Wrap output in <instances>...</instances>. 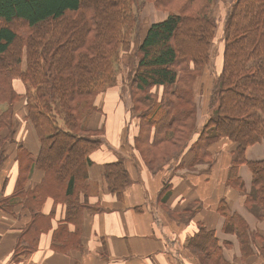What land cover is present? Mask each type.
Wrapping results in <instances>:
<instances>
[{"label":"trees","instance_id":"trees-1","mask_svg":"<svg viewBox=\"0 0 264 264\" xmlns=\"http://www.w3.org/2000/svg\"><path fill=\"white\" fill-rule=\"evenodd\" d=\"M146 1L167 16L150 23L129 76L132 91L142 93L136 97L133 91L134 109L143 107L136 136L142 159L159 170L199 131L190 146L192 161H209L211 144L229 138L237 146L232 166L247 163L253 172L246 201L264 210V160L249 161L244 154L248 145L264 140V0H232L227 10L223 68L211 91V115L200 130L196 95L212 56L218 0ZM141 11V0H0V169L9 159V144L15 145L20 168L14 192H0V208L15 213L21 203L32 218L18 238L16 254L32 251L39 234L50 228L51 217L41 210L48 197L66 207L54 238L59 228L75 225L74 232L58 237L63 247L80 246L84 212L102 209L89 203L94 191L89 168L92 151L102 143L94 135L103 129L89 127V121L100 110L98 96L119 85L122 54L132 50L142 28ZM18 23L26 25L22 33ZM16 42L18 56L12 50ZM16 79L24 83V93L16 89ZM22 99L25 114L18 118ZM25 121L40 141L36 156L18 140ZM34 167L44 176L27 187ZM104 180L119 199L132 182L121 159L105 164ZM220 209L242 246L249 242L247 221L231 215L223 203ZM189 245L203 264H229L206 226Z\"/></svg>","mask_w":264,"mask_h":264},{"label":"crops","instance_id":"crops-1","mask_svg":"<svg viewBox=\"0 0 264 264\" xmlns=\"http://www.w3.org/2000/svg\"><path fill=\"white\" fill-rule=\"evenodd\" d=\"M159 14V19L152 22L167 16L165 12ZM216 65L220 73L222 53L216 58ZM207 77L205 73L201 80L203 88ZM15 87L20 93L25 92L20 79H16ZM121 89L116 85L101 93L96 102L100 110L89 121V127L104 132L100 148L91 153L93 163L89 168L94 184L89 203L102 209L84 212L78 236L80 246L63 247L58 238L65 237L67 231L74 232L72 223L67 224V231L59 228L58 237L54 238L55 229L64 223L66 207L48 197L41 210L50 215V228L39 234L32 251L16 254L18 238L32 219L20 203L14 207L15 213L0 208V264H203L189 245L201 225L213 231L229 264H264V210L246 201L253 189V172L247 163L232 166L236 143L222 137L209 147V161L195 163L190 147L184 148L161 169L153 170L134 146L139 124L132 123L129 116L126 118L128 108L121 101ZM199 92L198 88V103ZM209 113L206 103L199 107L198 125ZM28 127L23 122L18 140L36 156L40 141L34 129ZM10 149V157L0 170L2 195L14 192L20 170L15 145ZM244 154L249 161L264 160V140L248 145ZM118 159L124 161L132 178L122 199L108 191L104 180L105 164ZM43 176L44 171L34 167L27 187H33ZM222 203L231 215L237 213L247 221L249 242L245 245L227 225L220 209Z\"/></svg>","mask_w":264,"mask_h":264},{"label":"rangeland","instance_id":"rangeland-1","mask_svg":"<svg viewBox=\"0 0 264 264\" xmlns=\"http://www.w3.org/2000/svg\"><path fill=\"white\" fill-rule=\"evenodd\" d=\"M231 3H232V0H225V1L218 0L216 5H215V13H216L217 18H218V29H217V33H216L213 48H212V56L210 59V63H209V66L206 67L207 71H205V73L208 75L209 78L207 77V85H205L204 88L202 86L200 89L199 103H198V99H197V103H198L197 104V106H198L197 114L199 112V107L202 106V104H204V103L207 104V107H208L210 113H209V116L207 117V119H205V121L201 125H198V120H197L196 127L198 130H200L202 128V126L206 123V121L208 120V118L211 115V108H210L211 91H212V89H214V87H215L214 83L217 82L218 77H219V72L217 70V65H216V58L218 57L219 54L221 57V53L223 55V49L225 46L224 38H223V23H224V19H225L227 10H228L229 6L231 5ZM141 10H142L141 11V18H142L141 19V27L142 28H141L140 32L138 33V36H136V39L137 38L138 39L137 40L135 39L134 43L132 44V48H131L132 50L123 52V54H122L121 62H122L123 68H122L120 75H119V77H120L119 85H120V87H122V89H121V91H122L121 101L125 102L127 105V108H128V111H127L128 114H126V118H128V116H129L132 123L137 124V126H138L139 121H140L138 118L139 117L138 116L139 111H142L143 107L138 109L139 111L134 109L133 91H134L136 97H139V94L141 96L142 93L137 92L135 90L132 91V87H130V79H129L130 71L132 70L133 67L135 68V66L137 64V59H138V56L136 54V50L138 48L137 46H139L138 44H140L141 39L143 38L145 31L149 27V25H150L149 23H151L152 21H155V19H159V17H160L159 13L163 12V11L157 10L150 1H146V0H141ZM155 11H156V13H155ZM145 14L147 16H145ZM16 26H17L16 29L19 33H22L26 29V25L23 23H18V24H16ZM13 27H14V25H13ZM179 37L181 38L180 35H179ZM12 50H14V52H16V54L18 56L19 50H20L19 44L17 43ZM220 60H221V58H220ZM1 61H2V59H1ZM222 68H223V66H222ZM18 86H19V88H22L21 85L18 84ZM22 90L23 89H21V91ZM153 90L161 92V88L156 89V87H154ZM206 91L209 92L208 95L205 94ZM5 105L6 104H4V106ZM16 107L17 108H16V115L15 116H17L18 118H22V116L25 114V100L24 99L20 100L17 103ZM198 133H199V131H197L195 134H193V136H197ZM103 134H104V132L100 133L99 135L97 133L94 135V137H99L101 140H103L104 139ZM194 139H196V138L194 137L193 139L189 140V142L187 143V145H185L184 148L185 149L189 148L192 145V141ZM134 146L136 147L138 153L141 155L140 150L138 149V146L136 144V141H135ZM10 147H12V144H9L7 146V150L9 152L11 151ZM15 158H16V154H15Z\"/></svg>","mask_w":264,"mask_h":264}]
</instances>
